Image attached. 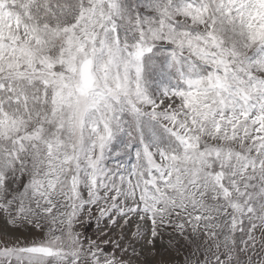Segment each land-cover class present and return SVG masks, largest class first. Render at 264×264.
<instances>
[{
  "label": "snow or ice",
  "instance_id": "snow-or-ice-1",
  "mask_svg": "<svg viewBox=\"0 0 264 264\" xmlns=\"http://www.w3.org/2000/svg\"><path fill=\"white\" fill-rule=\"evenodd\" d=\"M0 264H264V0H0Z\"/></svg>",
  "mask_w": 264,
  "mask_h": 264
},
{
  "label": "rangeland",
  "instance_id": "rangeland-1",
  "mask_svg": "<svg viewBox=\"0 0 264 264\" xmlns=\"http://www.w3.org/2000/svg\"><path fill=\"white\" fill-rule=\"evenodd\" d=\"M91 231V230H90Z\"/></svg>",
  "mask_w": 264,
  "mask_h": 264
}]
</instances>
